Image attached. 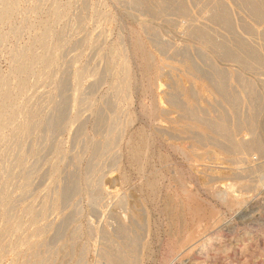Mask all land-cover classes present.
Returning a JSON list of instances; mask_svg holds the SVG:
<instances>
[{
    "label": "rangeland",
    "instance_id": "374dc122",
    "mask_svg": "<svg viewBox=\"0 0 264 264\" xmlns=\"http://www.w3.org/2000/svg\"><path fill=\"white\" fill-rule=\"evenodd\" d=\"M0 18V264H264V0Z\"/></svg>",
    "mask_w": 264,
    "mask_h": 264
},
{
    "label": "bare ground",
    "instance_id": "6f19581e",
    "mask_svg": "<svg viewBox=\"0 0 264 264\" xmlns=\"http://www.w3.org/2000/svg\"><path fill=\"white\" fill-rule=\"evenodd\" d=\"M256 6L258 5V4H256V3H254ZM170 5V4H169ZM168 5V6H169ZM252 7H253V5H252ZM168 8V7H167ZM257 8V7H256ZM255 8V9H256ZM259 8V7H258ZM254 9V10H255ZM260 9V8H259ZM180 10V9H179ZM186 11V10H185ZM260 11V10H259ZM184 13V12H183ZM256 13V12H255ZM259 13V12H258ZM257 13V17H260L261 16V14H258ZM161 15V14H160ZM186 15V14H185ZM1 19V18H0ZM186 19H188V18H186ZM211 20V19H210ZM225 20V19H224ZM195 21V20H194ZM222 21V20H221ZM182 24V23H181ZM180 24V25H181ZM203 24V23H202ZM197 25V24H196ZM188 26V25H187ZM260 26V25H259ZM186 28V27H185ZM187 29V28H186ZM207 30V29H206ZM209 31V30H208ZM200 36V35H199ZM217 38V37H216ZM215 41V40H214ZM220 45V44H219ZM254 58V57H253ZM251 62V61H250ZM246 63H248V62H246ZM187 64V63H186ZM258 64V63H257ZM260 65V64H259ZM256 66V65H255ZM198 67V66H197ZM196 67V68H197ZM259 68V67H258ZM189 69V68H188ZM250 69V68H249ZM25 70V69H24ZM196 73V72H195ZM176 80V79H175ZM221 80V79H220ZM214 84V83H213ZM223 84H225V83H223ZM185 85V84H184ZM222 87V86H221ZM232 88V87H231ZM216 90V89H215ZM224 91V90H223ZM190 92H191V90H190ZM178 93V92H177ZM222 93V92H221ZM179 94V93H178ZM194 94V93H193ZM220 95V94H219ZM252 97V96H251ZM178 98V97H177ZM259 101V100H258ZM229 102V101H228ZM259 103V102H258ZM170 105V104H169ZM183 105V104H182ZM251 106V105H250ZM231 107V106H230ZM223 113V112H222ZM186 114V113H185ZM189 115V114H188ZM198 115V114H197ZM194 116V115H193ZM199 117V116H198ZM228 117V116H227ZM193 118V117H192ZM207 118V117H206ZM168 119V118H167ZM171 119V118H170ZM213 119V118H212ZM204 120H206V119H204ZM158 121V120H157ZM159 124V123H158ZM204 124V123H203ZM254 124V123H253ZM164 125H165V123H164ZM214 125V124H213ZM208 126V125H207ZM230 126V125H229ZM251 126V125H250ZM217 128L218 129H220L222 132L225 130L224 128V125H223V121L221 120V121H219L218 123H217ZM213 129V128H212ZM228 129V128H227ZM239 129H241V128H239ZM219 130V131H220ZM160 131V130H159ZM213 131V130H212ZM241 131V130H240ZM164 133H166V132H164ZM224 134V133H223ZM233 135V134H232ZM196 136V135H195ZM226 136V135H225ZM240 137H241V135H240ZM238 138V137H237ZM173 139V138H172ZM246 139V138H245ZM187 140V139H186ZM249 140V139H248ZM250 140H251V138H250ZM228 142V141H227ZM234 144V143H233ZM246 144H248V143H246ZM243 145V144H242ZM245 145V144H244ZM260 145V144H259ZM246 146V145H245ZM252 146V145H251ZM250 146V147H251ZM235 147V146H234ZM248 147V146H247ZM238 148H241V145L239 144V142H237L236 143V149H238ZM245 148V147H244ZM219 149V148H218ZM256 149H257V147H256ZM228 150V149H227ZM240 150H242V149H240ZM250 150V149H249ZM255 150V149H254ZM249 152V151H248ZM232 153V152H231ZM245 154V153H244ZM247 154V153H246ZM248 163V162H247ZM233 192V191H232ZM218 194V193H217ZM120 230V229H119ZM120 254V253H119ZM128 263V262H127Z\"/></svg>",
    "mask_w": 264,
    "mask_h": 264
}]
</instances>
